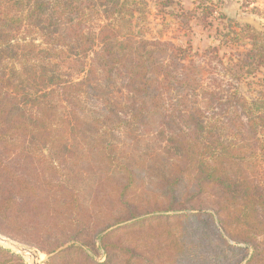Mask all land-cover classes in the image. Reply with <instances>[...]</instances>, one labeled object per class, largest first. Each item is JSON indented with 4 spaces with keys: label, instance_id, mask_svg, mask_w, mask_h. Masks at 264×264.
I'll return each instance as SVG.
<instances>
[{
    "label": "trees",
    "instance_id": "1",
    "mask_svg": "<svg viewBox=\"0 0 264 264\" xmlns=\"http://www.w3.org/2000/svg\"><path fill=\"white\" fill-rule=\"evenodd\" d=\"M217 2L229 19L225 0ZM142 4L0 0V234L47 254L45 264H141L136 241L145 253L165 242L169 264H230L208 238L224 245L212 214L185 219L193 226L183 231L199 232L190 253L172 219L144 216L175 210L187 188L193 197L213 195L210 206L233 240L256 242L260 233L245 221L264 204V31L228 20L219 44L205 52L208 61L197 60L191 43L136 38L132 18ZM201 6L204 20L216 11L211 2ZM243 39L249 47L229 65L217 58L220 45ZM215 58L231 79L259 71V98L248 102L219 76L204 77V61ZM124 137L127 148L118 146ZM186 174L195 175L193 184ZM139 185L170 206L135 207L129 194L135 198ZM156 226L169 237H142ZM120 228L133 240L116 237ZM96 245L105 263L89 254ZM253 249L257 255L259 246ZM0 264L25 262L0 246Z\"/></svg>",
    "mask_w": 264,
    "mask_h": 264
},
{
    "label": "rangeland",
    "instance_id": "2",
    "mask_svg": "<svg viewBox=\"0 0 264 264\" xmlns=\"http://www.w3.org/2000/svg\"><path fill=\"white\" fill-rule=\"evenodd\" d=\"M142 5H138L134 12V16L132 18V25L134 29V34L136 38H144L146 40H161V41H172L175 44L187 46L188 43L193 45V52L197 54V60H207V56H205V52L208 50V47H212L214 45L219 44L220 33L223 34L227 31L228 20L232 23H238L241 25L249 24L252 27L264 31V0H225L223 13L229 17V19H222L220 17L219 4L217 0H205L208 4H215L213 13L206 19H203L202 16V6L201 2L203 0H171L169 3L168 0H139ZM168 4V5H167ZM139 8V9H138ZM187 11H192L194 15L192 17L183 16L181 14H185ZM187 20V22H186ZM211 23V27L210 24ZM220 30V31H219ZM249 47V43L243 39L241 41L231 43L228 45H220L219 46V55L223 63H228L233 59H237L245 49ZM213 55H211L212 57ZM218 59H214L213 65L207 64L205 61L203 64H206V69L203 70L204 77L207 76H219L221 80H223L224 86L229 87L230 90L238 91L241 96H244L248 102H252L253 100H257L259 98V90H261V76L262 74L259 71L244 73L241 76V79H231L228 75L223 76L222 64L219 63ZM224 65V66H227ZM223 66V67H224ZM77 73L74 75L77 77ZM80 75H78L79 77ZM81 77V76H80ZM134 136H138L139 132L133 131ZM119 136L124 134V131H119ZM146 142H153V137H149ZM129 139L123 138V142H118L119 147H129L130 146ZM145 142V140L143 141ZM161 146H165V141L160 144ZM260 170H264V165ZM187 175V174H186ZM195 175L186 176L185 183L193 184L189 178L194 179ZM154 179V178H153ZM148 182V179H146ZM132 193L129 194V198L133 199V204L135 207L140 208L141 210H149L155 207L165 208L167 206V200L159 194V191L154 189H147L145 186L139 185L137 193L135 194V198ZM203 196V197H202ZM212 194L199 193L195 197H193V192L190 188L185 189L180 192V199L177 204L173 206L176 208L175 210H166V211H157L152 212L150 214L144 215L147 217H159L162 220L172 219L176 225H173L172 229L175 230L177 234L178 241L183 244L186 248H188V253L191 252L192 246L199 240L198 235L199 232H193L192 228L186 229V231L182 230L184 225H192L189 222V215H199L204 212H208L212 214L214 219V223L216 227L219 229L222 234V238L224 241L221 242L216 235L209 234L208 238L212 240V244L220 246V249L223 250L229 259L230 264L236 263L241 255H246V259L241 264H248L253 255H255L254 260L251 264H264V204L258 205L255 211L251 208L248 210L250 215L246 219L245 224L248 229H255L259 227L260 230L259 235L254 237L253 239L256 242H237L230 238L223 230L221 229L220 222L217 219L216 213L213 211L211 204ZM170 206V204H168ZM142 212V211H140ZM156 221H153L155 223ZM123 224L115 225L111 229H117L119 227L125 226ZM157 229L154 233L142 235L144 239L152 240V239H160L164 240L169 237V235L165 232L160 231L159 226H156ZM107 231L102 233L104 235ZM128 231L120 228L115 236L121 237L122 240H126L131 238V234H126ZM182 232V233H181ZM0 236L7 238L9 241L21 246L22 248H26L27 250L22 251L19 248L12 247L9 244L0 240V246H3L7 249L12 250L13 252L21 255L24 258L25 264H30V261L27 259L26 254L32 255L31 264H45L47 261L48 255L41 252L40 250L33 248L27 244L19 242L17 240H13L8 238L2 234ZM125 236V237H124ZM131 240H133L131 238ZM138 248L135 251V254L139 256V260H141V264H169V259H166V256L170 254V249L165 250L164 247H167V244L162 243V247L156 248L152 247L148 250V253H145L143 250L145 249L142 246L141 242L136 241ZM225 244L232 246L235 249H241L237 253H233L231 249L225 248ZM259 246V253L256 255L254 253L253 246ZM89 254L98 262L105 263L106 262V253L105 251L96 246L88 247ZM141 252H144L142 255ZM195 254H200L203 256V252L201 250L195 251ZM213 254V253H212ZM121 257V255H119ZM146 259L150 262H146Z\"/></svg>",
    "mask_w": 264,
    "mask_h": 264
},
{
    "label": "water",
    "instance_id": "3",
    "mask_svg": "<svg viewBox=\"0 0 264 264\" xmlns=\"http://www.w3.org/2000/svg\"><path fill=\"white\" fill-rule=\"evenodd\" d=\"M0 240L3 241V242H5V243H7V244H9V245L12 246V247L19 248V249H21L22 251L27 250L26 248H22L21 246H19V245L13 243V242H11V241H9L7 238H4V237H2V236H0ZM35 264H37V263H35Z\"/></svg>",
    "mask_w": 264,
    "mask_h": 264
},
{
    "label": "bare ground",
    "instance_id": "4",
    "mask_svg": "<svg viewBox=\"0 0 264 264\" xmlns=\"http://www.w3.org/2000/svg\"><path fill=\"white\" fill-rule=\"evenodd\" d=\"M26 257H27V259L30 261V264H31V261H32V255H31V254H26Z\"/></svg>",
    "mask_w": 264,
    "mask_h": 264
}]
</instances>
